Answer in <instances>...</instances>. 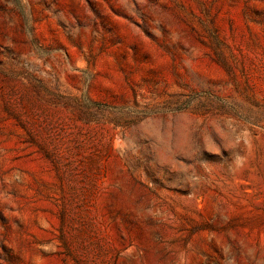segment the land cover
<instances>
[{"label":"rangeland","instance_id":"obj_1","mask_svg":"<svg viewBox=\"0 0 264 264\" xmlns=\"http://www.w3.org/2000/svg\"><path fill=\"white\" fill-rule=\"evenodd\" d=\"M0 264H264V0H0Z\"/></svg>","mask_w":264,"mask_h":264}]
</instances>
